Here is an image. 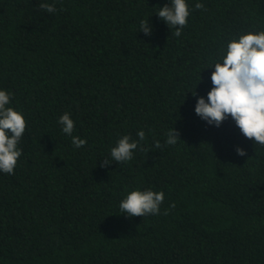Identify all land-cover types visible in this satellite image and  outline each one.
<instances>
[{
    "label": "trees",
    "instance_id": "obj_1",
    "mask_svg": "<svg viewBox=\"0 0 264 264\" xmlns=\"http://www.w3.org/2000/svg\"><path fill=\"white\" fill-rule=\"evenodd\" d=\"M196 2L176 37L155 16L167 0H0V88L26 120L0 173V264H264V146L231 118L208 126L191 93L206 97L203 69L230 37L264 30V0ZM172 127L180 141L165 145ZM139 130L130 161L103 164ZM137 187L163 191L159 215H121Z\"/></svg>",
    "mask_w": 264,
    "mask_h": 264
},
{
    "label": "clouds",
    "instance_id": "obj_2",
    "mask_svg": "<svg viewBox=\"0 0 264 264\" xmlns=\"http://www.w3.org/2000/svg\"><path fill=\"white\" fill-rule=\"evenodd\" d=\"M39 7L48 13L56 11L54 2H42ZM193 7L202 9L204 5L197 0ZM189 15L187 0H167V3L157 7L155 13L168 29H175L176 37L182 35ZM139 32L145 36L152 35L150 18L139 21ZM205 69L211 70L212 86L206 97L197 96L195 91L191 92L195 98V115L208 126L216 128L224 120L231 118L245 138L264 146V30H250L230 37L220 48L218 58L212 60L203 70ZM200 80L201 77L199 83ZM12 95L0 88V173L6 174H13L18 158L22 155L19 144L26 129L24 114L11 106ZM57 124L60 131L70 137L75 149L85 145V139L73 135L75 122L70 113L60 115ZM136 136L138 140H133L128 135L119 137L110 148L108 157L103 159V164L130 161L139 142L145 140V131H137ZM178 141L179 133L172 127L166 133L165 145H175ZM154 146L161 147L159 141ZM235 151L239 156L246 155L245 150L240 147ZM163 199V191L151 188L142 190L137 187L125 190L118 207L121 215L126 217L154 216L160 214Z\"/></svg>",
    "mask_w": 264,
    "mask_h": 264
}]
</instances>
